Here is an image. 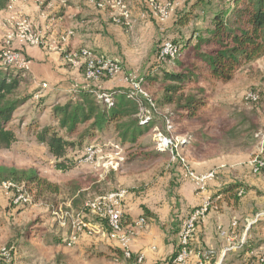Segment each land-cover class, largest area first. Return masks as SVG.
<instances>
[{
  "label": "rangeland",
  "instance_id": "1",
  "mask_svg": "<svg viewBox=\"0 0 264 264\" xmlns=\"http://www.w3.org/2000/svg\"><path fill=\"white\" fill-rule=\"evenodd\" d=\"M124 1L127 4L129 18L122 19L120 23L114 21V18L119 14L118 11L94 7L88 3V0H35L34 2L43 11L44 18L51 16L54 6L56 10L65 9L66 15L62 19V23L68 28L58 34L57 41H60L61 44L69 42L74 33L71 28H88L90 26L89 30H100L105 53L79 46L69 51L68 62L74 66L71 55L78 54L81 49L87 48L120 66V71L114 77L102 75L97 84L90 85L95 88L96 94H108L114 90L128 91L130 85L125 81L126 76L139 81V93L136 97L138 100H141L140 95L145 97L140 103V113L142 116L148 115L149 119L152 118L155 121V126L139 139L137 145L142 149L141 151L151 152L156 145L155 129L165 133L168 137H178L179 140H183L184 137L178 134V130L190 132L198 129L200 121L195 120L175 125L171 123L169 114L174 106H159L158 100L162 95V88L159 83L149 85L145 77L155 76L161 69H172L173 65L166 57L160 56L163 45L168 42L174 44L173 40H182L191 35L195 38L199 31L209 25L212 11L223 6V1L203 0L204 3L196 7L195 15L185 26L179 25L180 17L197 0ZM163 7H171L166 19H162L159 11ZM23 19L28 20L33 31L40 36V41L43 40L41 33L33 27L27 16L20 15L9 18L0 13V49L6 45L7 40H9L10 46L22 54V50L15 45L20 48L32 46L18 45L11 38L16 32L17 24ZM69 32L71 35L68 40L62 42L61 36ZM40 45L41 42L38 46ZM24 56L30 61L26 55ZM199 86L204 88L201 96L207 98V106L203 113L213 114L219 119H226L234 113H241L247 118V124L251 122L260 124L262 132H264V58L243 65L236 71L234 78L227 83H211L208 80H203ZM23 91L28 92L27 87H23ZM252 93L259 96V102L247 101L246 96ZM44 98L48 103L53 101L51 97ZM33 101H28L20 112L31 116L36 110L34 105L36 103ZM48 114L49 110L41 116V119L46 120ZM168 123L171 124V128H168ZM232 124L233 122L230 125ZM23 128L17 142L10 149L0 150V164L17 168L34 167L41 177L60 184L62 191L58 195H47L35 200L33 193L26 190L30 196L29 203L13 206L11 196L14 189L12 187L5 188L0 184V261L5 264H132L127 262L124 256L122 259L118 258L113 252L114 247L102 242V235L98 233L89 235L87 231H78L80 221L90 224L102 223L95 216L83 213L84 202L110 191V188H116L110 184L109 179L103 184L102 178H107V174L112 170L106 173L101 167L106 157L109 154H114L113 146L117 143L115 133L109 130L100 135L98 139L88 141V144L94 145L97 150L94 164L77 162L71 171L63 173L54 168V159L49 155L46 147L38 143L34 135L26 134L24 125ZM179 151L187 155L189 165L190 158L186 150L180 147ZM121 152L125 159V150L122 149ZM170 157L171 155L167 152L155 161L142 159L139 156L130 157L129 161L120 163L118 168L120 167L124 174L134 176L132 178L135 180L134 185L143 189V184L149 182L152 173L162 175L166 172L169 175V181H172L174 164L170 161ZM118 168L116 170H120ZM250 172L254 179L259 178L264 181V175L253 173L251 168ZM145 175L146 177H144ZM108 178L112 182V178ZM74 179L81 180L84 185L81 192L71 195L68 192L67 184ZM247 183L250 184L249 191L252 190L247 197L248 200L254 196L259 198L262 195L261 192H264V189H258L255 183L249 181ZM109 185L112 186L109 187ZM128 186L131 185L121 188L127 189ZM258 190L261 191L258 192ZM259 206L263 208L259 212L261 214H253L249 217L243 215L240 209L233 212L227 211L226 208L222 209V212L226 213L224 214L225 218L223 221L215 222L214 226L218 234L211 232L212 245L203 243L201 249L197 251L190 244L192 253L198 255L208 264H264V196ZM220 210L218 207L211 208L203 220L209 216V213L214 212L217 215L216 213ZM66 212L68 217L64 218ZM28 225L40 230L41 237L30 239L27 241L28 243H25L24 231ZM72 234L76 235L75 241H71ZM217 242H219V246H217ZM211 246L215 250L209 251ZM205 254H207V258H205ZM133 264L140 263H137L133 258ZM187 264L191 263L187 262Z\"/></svg>",
  "mask_w": 264,
  "mask_h": 264
},
{
  "label": "trees",
  "instance_id": "2",
  "mask_svg": "<svg viewBox=\"0 0 264 264\" xmlns=\"http://www.w3.org/2000/svg\"><path fill=\"white\" fill-rule=\"evenodd\" d=\"M11 1L0 0V11L8 8ZM222 1L223 6L212 11L209 25L195 38L191 35L172 41L177 45L176 54L173 58L166 57L173 65L172 69H161L157 75L145 77L149 85L159 83L162 88L159 106H174L169 114L171 123L200 121L198 129L178 130L184 137L180 147L189 156L199 158L252 151L262 132L260 124H247V118L241 113L226 119L203 113L207 98L201 96L204 90L199 86L201 81L227 83L243 65L264 58V0ZM203 3V0H197L180 17L179 25H187L195 15L196 7ZM29 77L28 70L12 69L0 60V150H8L17 142L24 125L26 134L34 135L36 141L46 147L54 159V168L63 173L76 166L88 141L98 139L109 130L115 133L116 144L125 150L124 162L135 156L155 161L166 154L155 147L151 152H144L137 145L139 139L155 126L152 118L143 121L139 118L140 101L144 97L138 100L129 97L124 90H118L113 91L112 100L106 102L97 98L95 88L84 86L63 102L53 100L48 103L43 96L33 101L35 91H23V87L31 82ZM30 100L36 103V110L27 116L20 111ZM47 110L48 118L42 120L41 116ZM2 182L22 186L33 193L35 200L62 191L60 184L41 177L34 167L0 164V184ZM83 185L81 180L74 179L67 184L68 192L76 195ZM244 191L241 183L232 181L210 198L218 208L222 202L237 206ZM39 231L28 225L24 231L25 243L40 238ZM113 252L123 258L121 249L114 248ZM126 260L133 264V257ZM0 264L5 263L0 261Z\"/></svg>",
  "mask_w": 264,
  "mask_h": 264
},
{
  "label": "crops",
  "instance_id": "3",
  "mask_svg": "<svg viewBox=\"0 0 264 264\" xmlns=\"http://www.w3.org/2000/svg\"><path fill=\"white\" fill-rule=\"evenodd\" d=\"M34 1L12 0L8 8L1 10L0 13L9 18L20 15L27 16L33 27L43 37L40 46L20 48L15 45L30 60L28 73L31 82L26 86L28 92L39 90L40 82H47L50 88L42 90L43 97H51L54 101L59 102L65 101L77 89L87 85L82 69L71 66L67 54L71 49L79 46L103 52L102 33L100 30H89L90 26L88 28H71L74 33L69 42L61 44L60 41H57L58 34L68 28L62 23V19L66 15L65 9L56 10L54 6L51 16L44 18L43 11ZM260 131H262L261 128ZM253 151L219 155L213 158L189 156L190 168L196 173H204L210 170L217 171L215 179L208 182L204 190H197L191 180L184 177L182 166L171 157L170 161L174 164L172 181H169L170 178L168 179L169 175L166 172L162 175L152 173L151 176L149 175V182L144 183L142 180V183H144L143 189L135 186V180L132 179L134 176L124 174L120 167L118 168L120 170H116V172L115 170H112L111 173L107 172V178H102L103 184L109 179L110 184L116 188L131 185L126 189L127 194L123 204V223L125 230L130 235L129 248L133 255H143L140 264H163L174 256L178 244L179 225L188 211L199 205L204 199L212 197L229 182L237 181L241 183L245 188L244 194L237 206L222 202L220 205L221 210L216 213L217 215L214 212L209 213V216L198 225L190 241L194 249L200 250L203 243L212 245L210 234L214 232L218 234L214 226L215 222H218L217 220L223 221L225 218L224 214L226 213L222 212V209L226 208L227 211L231 210L232 212L240 209L243 215L248 217L262 211L263 208H260L259 204L262 202L264 192H261L262 195L259 198L254 196L250 200L247 199L249 193L252 192V190L249 191L248 186L250 184L247 183L248 181L255 183L258 189H264V181L259 178L254 179L250 172L249 160ZM108 177L112 178V182ZM112 185H109V187ZM260 191L258 190V192ZM141 217L145 219V222L137 224ZM216 241L220 242L217 239ZM102 242L118 248L115 243L109 242L103 236ZM219 242L216 243L217 246H219ZM212 250H215V248L211 246L209 251ZM188 262L191 264H208L195 253L189 257Z\"/></svg>",
  "mask_w": 264,
  "mask_h": 264
},
{
  "label": "built area",
  "instance_id": "4",
  "mask_svg": "<svg viewBox=\"0 0 264 264\" xmlns=\"http://www.w3.org/2000/svg\"><path fill=\"white\" fill-rule=\"evenodd\" d=\"M88 3L94 7L109 8L114 11H118L114 21L120 23L121 20H127L129 18L127 4L124 0H88ZM171 7H163L159 9L162 19H166ZM70 32L61 36L62 42H66L70 36ZM10 38V36H9ZM13 42L18 45H32L38 46L40 44V36L37 35L28 20L23 19L17 24L15 34L11 36ZM177 51V45L170 42L163 45L161 49V57L173 58ZM72 63L75 67L83 69V76L87 81L86 86L97 84L102 75L114 77L120 71V66L115 62H111L104 56L99 55L91 51L90 49L83 48L78 54L71 55ZM0 60L4 66L12 69H29V61L18 50L9 45V40L6 41V45L0 49ZM136 79V78H135ZM125 81L129 82V90L126 91L129 97L137 98L138 80H134L133 77L126 76ZM50 88L47 82H40L39 90L35 91L32 96V100L37 101L43 96L42 90H48ZM97 98L106 102L112 100L111 93L96 94ZM143 97L142 95H140ZM145 98V97H144ZM138 99V98H137ZM247 101L257 102L259 96L255 93L248 94L246 96ZM141 103V101H140ZM141 110V109H140ZM139 118L143 120L149 119L148 115L142 116L139 113ZM168 128H171V124L168 123ZM154 139L156 141L155 149L160 152H167L171 155V158L176 160L183 168L184 177L191 180L197 190H204L208 182L215 179L217 171L210 170L204 173H196L188 165V158L184 152H180V144L183 140H179L178 137H168L165 133L155 129ZM114 154H109L102 162L101 167L107 173L111 170H116L120 163L123 162L124 157L122 155V148L118 144H114ZM97 158L96 147L92 144L87 145L84 148L78 162L85 164H94ZM249 165L251 171L255 174L264 175V132H261L258 136L257 146L251 154ZM1 185L5 188L12 187L14 192L11 196V203L13 206H20L29 203L30 196L23 189L22 186H18L11 182H2ZM242 191H239L241 194ZM127 194V190L124 188H116L100 195L95 196L92 199L84 202L83 213H89L100 221L101 224H90L88 222L80 221L78 224V231H87L89 235L98 233L106 238L109 242L115 243L119 249L123 252V256L126 259L135 258L137 263H141L143 255L139 254L134 256L129 248L130 235L124 227V200ZM218 198V196H217ZM216 208V204L213 199L206 198L199 205L192 207L182 222L179 225L178 230V244L177 250L173 257L163 264H187L189 257L193 254L190 248L191 237L194 234L197 225L203 220L208 210ZM64 218L68 217L66 212ZM144 218H140L137 224H143ZM76 240V235L72 234L71 241ZM206 253V252H205ZM207 258V254H205Z\"/></svg>",
  "mask_w": 264,
  "mask_h": 264
}]
</instances>
